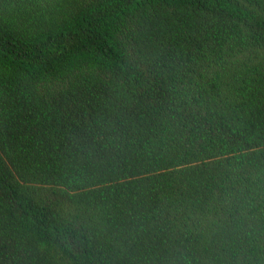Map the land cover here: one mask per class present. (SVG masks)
<instances>
[{"label": "trees", "instance_id": "obj_1", "mask_svg": "<svg viewBox=\"0 0 264 264\" xmlns=\"http://www.w3.org/2000/svg\"><path fill=\"white\" fill-rule=\"evenodd\" d=\"M0 264H264V0H0Z\"/></svg>", "mask_w": 264, "mask_h": 264}]
</instances>
